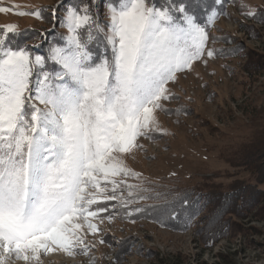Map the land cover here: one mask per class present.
I'll list each match as a JSON object with an SVG mask.
<instances>
[{
  "label": "rangeland",
  "instance_id": "374dc122",
  "mask_svg": "<svg viewBox=\"0 0 264 264\" xmlns=\"http://www.w3.org/2000/svg\"><path fill=\"white\" fill-rule=\"evenodd\" d=\"M146 2L168 9L181 24L184 14L175 9L183 7L206 28L205 54L168 83L172 98L155 113L159 131L139 138L140 147L125 156L140 174L125 179L148 191L127 208L101 194L92 208L106 211L92 220L101 231L86 236L88 254L55 250L39 264H264V198L245 188L256 187V170L264 164V0H189L187 7L185 0ZM109 3L119 0H0L10 9L0 12V34L16 25L4 47L45 57L31 77L33 93L40 72L62 71L48 57L53 47L69 46L67 11L90 4L107 31ZM82 36L87 39L86 32ZM88 49L93 63L113 57L103 33L94 34Z\"/></svg>",
  "mask_w": 264,
  "mask_h": 264
},
{
  "label": "snow or ice",
  "instance_id": "6c2138e0",
  "mask_svg": "<svg viewBox=\"0 0 264 264\" xmlns=\"http://www.w3.org/2000/svg\"><path fill=\"white\" fill-rule=\"evenodd\" d=\"M175 10L184 14L182 24L146 0H119L118 6L108 4L105 31L90 4L69 9V46L53 47L48 57L62 71L40 72L34 93L31 77L43 69L45 57L6 49L16 25L5 26L0 34V264L13 259L39 264L43 254L55 250L87 255L86 236L101 231L92 220L106 211L92 208L100 195L127 208L148 191L125 179L140 178L125 156L140 147L139 138L159 131L155 113L162 100L172 98L168 83L192 70L209 39L183 7ZM16 14L40 16L38 11ZM95 33L112 45L111 60L93 63L88 43ZM213 54L207 51L208 57Z\"/></svg>",
  "mask_w": 264,
  "mask_h": 264
},
{
  "label": "trees",
  "instance_id": "16d2710c",
  "mask_svg": "<svg viewBox=\"0 0 264 264\" xmlns=\"http://www.w3.org/2000/svg\"><path fill=\"white\" fill-rule=\"evenodd\" d=\"M184 0H182L183 2ZM188 2L189 0H185V2L183 3L185 5V7L188 6ZM204 3V1L201 2V8H204V5H202ZM264 151V150H262ZM264 157V156H263ZM255 179H256V187H247L245 186V188H252V189H255V191L258 193L259 196H262L264 198V190H260L258 186L260 187H263L264 185V164L261 166V169L260 168H257L256 170V175H255ZM250 189V190H252Z\"/></svg>",
  "mask_w": 264,
  "mask_h": 264
}]
</instances>
